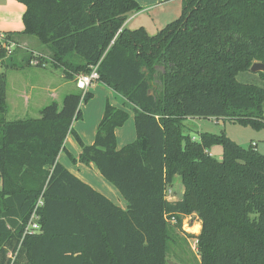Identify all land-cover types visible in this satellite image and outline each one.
<instances>
[{
	"label": "trees",
	"instance_id": "16d2710c",
	"mask_svg": "<svg viewBox=\"0 0 264 264\" xmlns=\"http://www.w3.org/2000/svg\"><path fill=\"white\" fill-rule=\"evenodd\" d=\"M15 1L25 7L22 28L7 37L47 46L52 67L77 90L36 117L9 120L0 71V264H169L173 246L188 247L187 236L196 240L198 264H264V154L225 132L198 139L186 132L188 117L264 130V73L260 84L237 79L254 61L264 63V0H182L180 15L153 35L123 26L142 9L136 0ZM16 50L4 68L48 64L42 55L31 64V53L15 57ZM91 65L96 81L133 112L136 137L120 148L114 131L129 115L108 101L91 144L72 128L92 96L76 77ZM70 133L81 147L77 158L67 153L70 161L92 163L125 209L57 160ZM213 145L221 159L210 154ZM176 175L183 193L169 200ZM33 212L39 228L29 231ZM189 214L200 221L196 235L182 230Z\"/></svg>",
	"mask_w": 264,
	"mask_h": 264
},
{
	"label": "rangeland",
	"instance_id": "374dc122",
	"mask_svg": "<svg viewBox=\"0 0 264 264\" xmlns=\"http://www.w3.org/2000/svg\"><path fill=\"white\" fill-rule=\"evenodd\" d=\"M8 1H10L13 4H17L14 0H0L1 7L6 6L8 10L9 17L15 18V21H20V17H15V13L13 10L9 9L8 7ZM156 1L153 2L155 4ZM18 5V4H17ZM182 9V0H176L173 2H170L168 4H164L161 6H152L144 8V10L137 14V16L128 22L126 25V28L128 29H135L140 26L144 27L148 34L153 35L156 32H158L161 28H163L168 22L176 19ZM7 17L0 11V18L1 17ZM10 18V19H13ZM14 21V22H15ZM0 24H2L0 22ZM1 26V25H0ZM7 26V25H5ZM10 26V25H8ZM5 27H0V30L2 31H11L10 29H3ZM17 54L15 57L20 56L23 53H31L32 57L39 56H45L47 65L46 67H25L23 69H12V68H4V66L0 63V71H5L7 74V88H6V99L9 106V111L7 112V118L9 120L17 119V118H24V117H36L39 115L38 112L34 111V108L36 106V103H40V105H43L47 102V92L45 88H42L41 86H44V81L48 82L49 79L53 81V84H58L61 81H66L67 83L64 85V87H61L59 90L60 92V99L64 97L65 93L63 92H73L76 91V87L69 82V80L64 79L61 74V68H54L51 65V59H50V52L47 48V46L41 44L35 37H26L24 39H21L20 42L17 44ZM16 49V48H15ZM14 49V51H15ZM12 52V54L14 53ZM53 74L51 78L49 77V74ZM237 79L242 82H254L260 84V78L255 72H241L237 75ZM36 80L38 83H35L37 86L35 89H31L34 92H38L40 94V97H45L46 99L43 101L36 102V100L32 99L30 100L28 106H24V99L23 97H16L17 90L20 91L21 88H24V92L27 94L28 90L30 89L29 85L26 83L28 81H34ZM43 82V83H42ZM113 100H115L116 104L118 106L127 108L125 105L124 99L117 96ZM49 101V100H48ZM86 103L81 102V105H84ZM132 112V111H131ZM82 119L79 118L77 121H81ZM132 123V120H130ZM74 122V121H73ZM133 124V123H132ZM186 125L189 127V129L186 131L192 139H198L199 134L201 132H209V133H221L225 132L226 135L236 143L248 147L251 145V142L254 141L256 143V146L254 147L258 152L264 154V130H255L251 128L250 126H243L238 123H233L230 120L226 118H215V117H188L186 119ZM209 152L212 156H214L217 159H221L222 157V148L220 145H213L209 148ZM104 179V178H103ZM104 181L108 182L104 179ZM110 185H112L110 183ZM112 187H114L112 185ZM114 189H116L114 187ZM116 191H118L116 189ZM119 193V191L117 192ZM183 193V185L180 180V177L178 175L175 176L174 181L172 184L166 186V197L169 200H180ZM119 196L123 199V202L121 203L123 207L126 208L127 202L122 197V195L119 193ZM188 216V217H186ZM182 218V230H184L185 233H191L192 235H195L194 233H199V219L195 214H189ZM200 223V222H199ZM193 225V226H192ZM180 236L183 235L182 232H178ZM188 235V234H187ZM187 245L188 247L184 250L178 249V247L173 246L172 251L168 254V263L169 264H198L196 255L194 254V248L196 250V241L195 238L187 236ZM193 247V250H192ZM174 250V251H173ZM195 252V253H196ZM176 254V255H175ZM181 259H184L185 261L182 262Z\"/></svg>",
	"mask_w": 264,
	"mask_h": 264
},
{
	"label": "crops",
	"instance_id": "0c3cea01",
	"mask_svg": "<svg viewBox=\"0 0 264 264\" xmlns=\"http://www.w3.org/2000/svg\"><path fill=\"white\" fill-rule=\"evenodd\" d=\"M15 1V0H14ZM142 7L141 10L137 12H131L128 13L125 19V22L123 23V26L126 27L128 22L133 20L138 13L142 12L144 8L147 7H152V6H161L164 4H168L170 2L176 1V0H136ZM155 4H153V2ZM17 4H13L10 1H8V8L13 10L15 13V17H20V21H15V18L9 17L8 15V10L6 6L1 7L0 5V11L4 13L7 17H1L0 22V27H5L3 29H10L11 31H17L22 28V21H21V16L22 13L24 12V5L21 3L16 2ZM13 18V19H10ZM15 21V22H14ZM7 25V26H5ZM10 25V26H8ZM32 67V66H29ZM53 74H49V77L51 78ZM45 83L44 86H41L42 88H45L47 92V102L43 105H40V103H36V106L34 108V111L39 113V109L48 104L49 102L56 101L57 104L60 106L62 100L60 99V88L64 87V85L67 83L66 81H61L58 84H53V81L49 79L48 82L44 81ZM75 86V80L69 81ZM35 83H38L36 80L34 81H28L26 84L29 85L30 89L28 90V93L26 94L24 92V88H21L20 91L17 90L16 92V97L20 96L23 97L24 99V106H28L31 98L36 100V102L43 101L46 98L45 97H40V94L38 92L33 93V89L37 86ZM32 89V90H31ZM86 91H89L92 93V96L87 100V102H84L86 104L79 106L81 110V121L73 120L72 122V128L73 130L77 133V135L80 137L81 141L84 144H91L94 140L97 124L99 123L105 102L108 101L110 104L124 109L128 112V118L127 120L123 123V125L117 127L115 129V138H116V148H120L123 145L132 142L135 137V128H134V119H133V112L128 108H124L121 106H118L113 100L115 97L120 95L116 94L109 88L108 86L94 80L89 87L86 89ZM70 91L63 92L65 94L69 93ZM122 98V97H121ZM43 99V100H42ZM49 100V101H48ZM124 103V102H123ZM132 120V123L131 121ZM254 142V141H252ZM251 142V143H252ZM81 151V147L79 143L76 141L75 137L73 134H68L65 138L64 141V150H61L57 156V160L65 166L70 172H72L74 175H76L79 179L83 180L84 182L88 183L90 186H92L94 189L102 193L104 196H106L108 199H110L113 203L118 205L119 207L125 209V207L122 206L123 199L119 196L118 191L110 185V183H107L104 181L103 177L100 175L98 172L97 168L91 163V164H83L79 161L72 162L68 158L67 153H70L73 157L77 158L79 153ZM200 222V221H199ZM198 222V225L200 227V223ZM193 226V225H192ZM200 230V229H199ZM195 235L197 233H194ZM196 241V240H195ZM193 250V247H192ZM194 254L196 257H198L197 252L195 251L194 248ZM196 252V253H195ZM198 260V258H197Z\"/></svg>",
	"mask_w": 264,
	"mask_h": 264
},
{
	"label": "built area",
	"instance_id": "2783aa9c",
	"mask_svg": "<svg viewBox=\"0 0 264 264\" xmlns=\"http://www.w3.org/2000/svg\"><path fill=\"white\" fill-rule=\"evenodd\" d=\"M16 46H17V44L7 37L6 32L0 30V51L4 50V56H2V57L0 56V63H1L2 59H4L5 57L12 54V52L14 51ZM32 56H31V59L29 60V62L31 64H38L39 63L38 57H32ZM43 65H45V63H43ZM96 67H97V65H91L90 66L91 70L88 73H81V74L77 75L76 86L79 89H81V91L85 92L86 89L89 87V85L94 80L97 79L98 74L96 71ZM251 144L253 146H256L255 142H252ZM186 217H188V216H186ZM186 217H184V218H186ZM36 218H37V216L33 212L31 217H30V220L26 226V229H28L29 231L38 230L39 225L36 222ZM174 221H175L174 219L171 220V222H174Z\"/></svg>",
	"mask_w": 264,
	"mask_h": 264
},
{
	"label": "water",
	"instance_id": "95a60500",
	"mask_svg": "<svg viewBox=\"0 0 264 264\" xmlns=\"http://www.w3.org/2000/svg\"><path fill=\"white\" fill-rule=\"evenodd\" d=\"M249 70L251 72H255V73H258V72H263L264 73V63L261 62V61H254L250 65Z\"/></svg>",
	"mask_w": 264,
	"mask_h": 264
}]
</instances>
